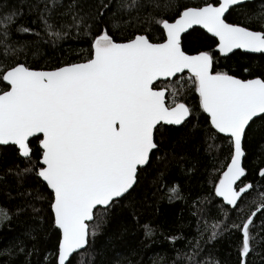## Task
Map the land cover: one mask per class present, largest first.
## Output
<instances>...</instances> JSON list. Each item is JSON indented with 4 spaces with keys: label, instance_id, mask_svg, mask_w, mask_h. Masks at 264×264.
I'll return each instance as SVG.
<instances>
[{
    "label": "snow or ice",
    "instance_id": "1",
    "mask_svg": "<svg viewBox=\"0 0 264 264\" xmlns=\"http://www.w3.org/2000/svg\"><path fill=\"white\" fill-rule=\"evenodd\" d=\"M249 6V0L0 2V145H11L15 156L0 169V194L12 204L0 205V230L13 231L16 222L23 228L0 247V264L94 260L115 210L129 209L138 222L132 197L150 174L169 204L183 202L193 229L185 234L182 225L163 235L175 255L157 253L158 264H220L213 248L225 236L236 237L238 264H249L264 242V167L258 179L248 178L245 145L264 131V78L219 67L221 58H264V4L243 20L229 19ZM199 30L210 45L190 54L185 34ZM68 41L80 42L70 47L72 58L53 62L46 49L62 50ZM162 131L185 135L166 147ZM198 144L213 160L226 145V162L209 177L211 188L189 197L168 183V173L186 159L189 145L199 152ZM143 232L145 240L156 237L149 223Z\"/></svg>",
    "mask_w": 264,
    "mask_h": 264
},
{
    "label": "trees",
    "instance_id": "2",
    "mask_svg": "<svg viewBox=\"0 0 264 264\" xmlns=\"http://www.w3.org/2000/svg\"><path fill=\"white\" fill-rule=\"evenodd\" d=\"M180 2L196 4L200 0H180ZM262 4H264V0H254L249 3V7L242 12L233 13L229 19L231 21L243 20L245 13L258 11ZM202 33L203 30H199L191 36L185 35L184 47L190 54L197 49L209 47L210 41L205 39L206 34ZM61 43L62 50L53 52L46 49L47 54L53 57V62L57 58H72L70 47L80 44L78 41ZM219 67L240 78H264V58L261 57V54L221 58ZM245 67L249 69L248 72H244ZM200 127H205L203 118L200 120ZM184 135L185 133L175 131H162L166 147L175 145ZM197 147L199 152L194 151L189 145L184 150L186 159L179 165H173L168 173V183L180 185L182 192L189 197L201 193L204 188H211L212 181L209 177L217 175L220 166L226 162L225 157L227 156L226 145H221L216 153L218 159L215 160L205 152L203 144H198ZM245 147L244 166L248 171V178L250 180L258 179V170L264 167V131H258L246 142ZM177 151L180 149L177 148ZM14 162L12 146H0V169L11 166ZM213 163L216 164L215 168L211 166ZM190 165H194L195 168L191 173H186L184 169ZM153 178L154 174L145 177L142 188L133 193L132 203L139 216L138 222L130 217L129 209L115 210L112 220L107 226V232H102L97 238L95 259L86 255L84 264H154V259L158 264L157 253L166 255L169 259L175 255L171 243L163 239V235L178 233L181 231L182 225L185 234L192 232L193 229L188 226L190 218L183 202L177 201L169 204L167 199L163 198L164 190L158 191L153 186ZM0 205L12 207L6 194H0ZM248 211L249 208L244 207V212ZM213 214H215V210H213ZM145 223L151 224L156 229V237L153 238V241L145 240L143 232ZM20 231H23V228L19 222H16L13 231H9L7 228L0 230V247L6 246ZM109 234H114V238L109 240ZM236 244L235 236L231 239L225 236L215 242L213 252L220 264H238ZM176 246L182 247V242L178 241ZM33 264H35V258H33ZM249 264H264V242L257 245L255 252L250 254Z\"/></svg>",
    "mask_w": 264,
    "mask_h": 264
},
{
    "label": "water",
    "instance_id": "3",
    "mask_svg": "<svg viewBox=\"0 0 264 264\" xmlns=\"http://www.w3.org/2000/svg\"><path fill=\"white\" fill-rule=\"evenodd\" d=\"M254 0H249V3H251V2H253ZM185 35H187V34H185ZM252 55H259V54H252ZM0 146H5V145H0ZM7 146H9V145H7Z\"/></svg>",
    "mask_w": 264,
    "mask_h": 264
}]
</instances>
